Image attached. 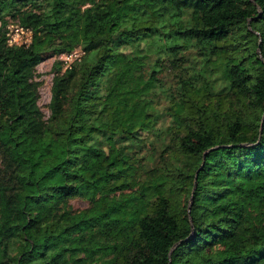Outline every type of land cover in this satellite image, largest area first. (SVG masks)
Returning a JSON list of instances; mask_svg holds the SVG:
<instances>
[{
	"label": "trees",
	"instance_id": "16d2710c",
	"mask_svg": "<svg viewBox=\"0 0 264 264\" xmlns=\"http://www.w3.org/2000/svg\"><path fill=\"white\" fill-rule=\"evenodd\" d=\"M77 47L45 116L36 65ZM167 73L146 167L126 141ZM0 264H264V0H0Z\"/></svg>",
	"mask_w": 264,
	"mask_h": 264
},
{
	"label": "rangeland",
	"instance_id": "374dc122",
	"mask_svg": "<svg viewBox=\"0 0 264 264\" xmlns=\"http://www.w3.org/2000/svg\"><path fill=\"white\" fill-rule=\"evenodd\" d=\"M8 19L9 21L7 27L10 40L14 43L29 42L32 38V33L18 26V24L13 21L10 17H8ZM157 45L158 42H156V38L147 39L140 43V47L143 49V51H146L147 53H149L150 50L156 48ZM125 51H127V49ZM189 52H191L190 49L187 50V53ZM82 55L83 52L81 54V57ZM192 55L193 54L190 53L191 57ZM55 59H58V54L43 59L36 65L35 68V78L40 81L38 103L45 116L49 114L48 102L51 95L50 87L53 75L52 63ZM200 59H202L201 56L193 55L190 64L192 66L194 65L197 69H199L201 65ZM223 76V69H220L212 74V78L214 80L213 85L215 88L219 87V84L223 83ZM162 81H164L165 83V85L163 84L164 87H167L166 91H162L160 87H157L155 88V91L149 93L145 98V100H150L149 105L147 104V106L149 111V117L150 119H152L149 121V125L146 128L147 130L140 131L136 138H134L133 140L126 141L127 143L131 144V147L135 146V144L138 145V150L140 152L139 154H144V163L146 167L154 165L158 160L161 148L163 144L167 141V136L164 131L165 126L173 120V116L164 108L167 96L173 88L168 87V85H171L173 83V76L170 73H167ZM69 203L73 208L79 209L88 206L89 202L85 198L76 196L70 198ZM35 206H37L36 197L29 196L27 198V209L32 210Z\"/></svg>",
	"mask_w": 264,
	"mask_h": 264
},
{
	"label": "built area",
	"instance_id": "2783aa9c",
	"mask_svg": "<svg viewBox=\"0 0 264 264\" xmlns=\"http://www.w3.org/2000/svg\"><path fill=\"white\" fill-rule=\"evenodd\" d=\"M22 28V27H21ZM24 29V28H23ZM28 30V29H26ZM30 31V30H28ZM9 41L12 42L9 38ZM83 50L80 47H77L71 51L68 52H62L60 54H58V59H61L63 62V65L65 67L69 66L71 64V62H73L76 59H80L81 54H82Z\"/></svg>",
	"mask_w": 264,
	"mask_h": 264
}]
</instances>
